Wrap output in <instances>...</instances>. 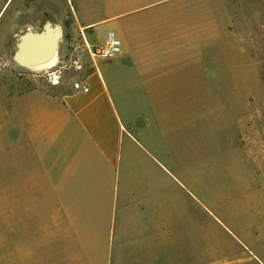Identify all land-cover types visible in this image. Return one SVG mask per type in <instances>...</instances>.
Returning a JSON list of instances; mask_svg holds the SVG:
<instances>
[{
  "label": "crops",
  "instance_id": "crops-1",
  "mask_svg": "<svg viewBox=\"0 0 264 264\" xmlns=\"http://www.w3.org/2000/svg\"><path fill=\"white\" fill-rule=\"evenodd\" d=\"M35 1L34 14L19 0L0 52H18L29 33L38 43L41 24H61L55 0ZM66 1L86 48L112 33L120 54L84 65L74 82L86 93H12L8 146L28 148L21 172L44 181L38 193L52 195L56 235L81 244L88 264H106L103 244L114 241L116 264H189L204 247L206 211L222 224L226 205L264 192V57L238 47L237 35L253 32L246 7Z\"/></svg>",
  "mask_w": 264,
  "mask_h": 264
},
{
  "label": "rangeland",
  "instance_id": "rangeland-1",
  "mask_svg": "<svg viewBox=\"0 0 264 264\" xmlns=\"http://www.w3.org/2000/svg\"><path fill=\"white\" fill-rule=\"evenodd\" d=\"M11 1L0 14V33L19 6V0ZM55 3L61 9V24L46 22L38 26L36 33H43L47 25L61 29L58 60L53 68L35 72L18 63L17 51L0 52V264H88L82 258L81 244L70 242L68 236L56 235L52 225V195L38 193L48 191L43 187L44 181L28 178L26 172H21V161L26 166L30 159L28 148L8 146L11 140L6 130V108L12 93L40 87L49 94L64 95L73 88L76 77L83 75L84 65L94 63L80 37L72 32L69 4L66 0H55ZM2 5L0 0V8ZM240 5L246 7V24H251L253 32L237 35L238 47L251 48L258 57H264V0H235V6ZM24 6H33L34 14L42 7L35 0H26ZM52 71L57 72L55 77ZM262 74L264 77V67ZM51 80L57 84L52 85ZM7 161L13 166H7ZM253 190L250 201L237 207L226 205V217H218L223 225L213 218V212L206 211L204 247L199 249V258L189 259V264H264V192ZM96 246L93 244L95 251ZM192 248L190 243V255ZM116 249L115 241L103 244L106 264L117 263Z\"/></svg>",
  "mask_w": 264,
  "mask_h": 264
},
{
  "label": "bare ground",
  "instance_id": "bare-ground-1",
  "mask_svg": "<svg viewBox=\"0 0 264 264\" xmlns=\"http://www.w3.org/2000/svg\"><path fill=\"white\" fill-rule=\"evenodd\" d=\"M60 33L61 29L59 26L52 28L47 25L43 33L37 35L36 40H39L38 43L37 41L34 42L33 34L29 33V35L24 37L19 46L15 59L18 60L21 66L35 72H41L54 67L58 60L57 46ZM27 42H33V46L29 50L26 48Z\"/></svg>",
  "mask_w": 264,
  "mask_h": 264
},
{
  "label": "built area",
  "instance_id": "built-area-1",
  "mask_svg": "<svg viewBox=\"0 0 264 264\" xmlns=\"http://www.w3.org/2000/svg\"><path fill=\"white\" fill-rule=\"evenodd\" d=\"M89 56L93 62L96 60L109 61L116 58L120 54V44L116 37L112 33H108L106 36L105 45L95 46L87 48ZM55 73L52 71L51 75L55 77ZM57 81L51 80L52 85H56ZM74 90L86 93L88 91L87 86L80 83H74Z\"/></svg>",
  "mask_w": 264,
  "mask_h": 264
},
{
  "label": "water",
  "instance_id": "water-1",
  "mask_svg": "<svg viewBox=\"0 0 264 264\" xmlns=\"http://www.w3.org/2000/svg\"><path fill=\"white\" fill-rule=\"evenodd\" d=\"M21 52H22V50H21Z\"/></svg>",
  "mask_w": 264,
  "mask_h": 264
}]
</instances>
